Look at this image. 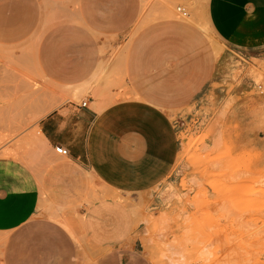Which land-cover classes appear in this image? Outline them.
I'll use <instances>...</instances> for the list:
<instances>
[{
	"label": "crops",
	"instance_id": "0c3cea01",
	"mask_svg": "<svg viewBox=\"0 0 264 264\" xmlns=\"http://www.w3.org/2000/svg\"><path fill=\"white\" fill-rule=\"evenodd\" d=\"M180 16L164 0H0V53L17 65L15 76L89 95L62 102L46 92L33 108L40 141L31 142L46 153L69 149L41 178L0 156V237H8L0 264H150L132 249L133 204L159 213L167 202L158 190L172 205L181 196L182 141L170 111L208 119L230 109L240 94L228 87L238 81V56L264 61L246 56L264 49V0H208L204 19ZM246 103L252 108L240 117L231 109L226 120L240 126L243 147L253 141L264 152V98ZM43 195L83 246L47 215L34 219Z\"/></svg>",
	"mask_w": 264,
	"mask_h": 264
},
{
	"label": "rangeland",
	"instance_id": "374dc122",
	"mask_svg": "<svg viewBox=\"0 0 264 264\" xmlns=\"http://www.w3.org/2000/svg\"><path fill=\"white\" fill-rule=\"evenodd\" d=\"M207 2L164 0L176 12L177 6L187 8L190 12L187 19L191 20L204 19ZM208 35L217 47L218 41L209 29ZM246 54L264 57V49ZM7 58L0 55V156L18 158L13 153H5L7 150L3 153L6 148L24 154V158L18 159L41 178L50 164L67 157L55 150L46 153L43 142L29 141L31 134L39 133L40 114H35L33 108L46 92L59 96L62 102L69 99L83 102L89 95L86 92L79 96L63 95L35 74L15 76L21 72ZM238 59L234 63L238 81L229 83L228 87L229 95L236 91L240 94L230 109L214 108V113H208V119L206 113L194 116L192 109L183 117L177 115L178 111H170L182 141L176 170L181 196L172 205V195L158 190L167 202L164 211L159 213L142 202L133 204L135 226L131 248L150 264H264V152L256 149L253 141H244L248 146L243 147L240 126L233 125L231 119L226 120L231 109L233 112L237 108L240 117L244 114V105L252 108L246 103L248 98H264V61L253 63V59L242 56ZM257 74L263 80L257 82ZM188 114L190 117L186 118ZM255 134L258 136L259 132ZM62 213L63 210L43 195L34 219L47 215L66 229L78 246H83L84 240L76 236L74 223L61 221ZM7 238L0 237V252Z\"/></svg>",
	"mask_w": 264,
	"mask_h": 264
},
{
	"label": "built area",
	"instance_id": "2783aa9c",
	"mask_svg": "<svg viewBox=\"0 0 264 264\" xmlns=\"http://www.w3.org/2000/svg\"><path fill=\"white\" fill-rule=\"evenodd\" d=\"M177 11L182 17H189L190 16V12L183 6H179L177 8ZM86 104H87V102H84V105H86ZM55 151L58 154H60L62 156H65V157H67L69 155V149L64 147V146H62V145L56 146L55 147Z\"/></svg>",
	"mask_w": 264,
	"mask_h": 264
},
{
	"label": "bare ground",
	"instance_id": "6f19581e",
	"mask_svg": "<svg viewBox=\"0 0 264 264\" xmlns=\"http://www.w3.org/2000/svg\"><path fill=\"white\" fill-rule=\"evenodd\" d=\"M179 6H177V8H178ZM176 8V9H177ZM187 9V8H186ZM177 13V12H176ZM179 14V13H178ZM54 107V104H52L51 105V107L49 108V109H47V110H50L51 108H53ZM47 112V111H46ZM30 139L32 140V142H37V141H40V137H38V136H30ZM31 140H29V141H31ZM4 153V152H3ZM5 153H13L15 156H17L18 158H20V157H22V158H24V154H21V153H18V151H14V150H12V149H8ZM28 155V154H27ZM233 185V184H232ZM229 187V186H228ZM235 187H237V186H235ZM235 187H233V188H235ZM240 189V188H239ZM234 190V189H233ZM228 192H229V190H228ZM226 193V192H225Z\"/></svg>",
	"mask_w": 264,
	"mask_h": 264
}]
</instances>
